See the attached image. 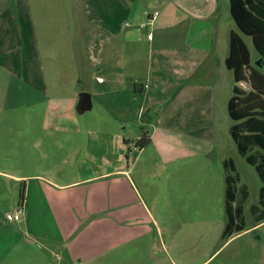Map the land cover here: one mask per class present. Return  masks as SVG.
Here are the masks:
<instances>
[{
  "label": "crops",
  "instance_id": "0c3cea01",
  "mask_svg": "<svg viewBox=\"0 0 264 264\" xmlns=\"http://www.w3.org/2000/svg\"><path fill=\"white\" fill-rule=\"evenodd\" d=\"M0 3V264H213L245 231L213 251L225 220L206 251L204 227L219 221L171 230L134 176H181L213 149L218 86L204 67L228 0ZM81 93L91 108L79 114ZM144 126L149 144L132 150Z\"/></svg>",
  "mask_w": 264,
  "mask_h": 264
},
{
  "label": "rangeland",
  "instance_id": "374dc122",
  "mask_svg": "<svg viewBox=\"0 0 264 264\" xmlns=\"http://www.w3.org/2000/svg\"><path fill=\"white\" fill-rule=\"evenodd\" d=\"M2 3H0V7ZM221 29L217 37V52L214 54V65L207 64L205 71L208 72L205 85L210 90L218 86L213 105V126L214 135L213 149L203 157V162H187L181 176L159 178H139L134 176L140 194L149 205L156 201L161 209L154 211L161 215L162 225L176 230L185 220L194 221L196 219L215 220L219 222L207 223L205 225L206 240L205 249L210 250L221 234L220 225L226 220L224 211V189H225V170L222 161L231 159L234 163L236 174L239 176L237 187L245 186L249 197L244 205L245 233L235 239L232 244L224 247L222 256L220 255L213 264L221 261L222 257L231 250L246 251L247 256L242 255V262L245 264H264V223L257 225L250 214V207L257 205L258 194L264 184L258 178L253 167L249 166L245 160L237 153L234 142L229 135V129L233 122L230 120L226 109V98L232 96L231 88L234 86L232 73L226 70L219 59L227 55L228 52V32H236L246 44L251 65L260 59L255 51L251 39L241 35L236 29L229 13L225 7L221 11ZM264 74V71H263ZM216 82V83H215ZM226 85V86H225ZM238 88L247 93L250 89L245 83L238 84ZM143 129L150 131L147 126ZM141 134V131H140ZM145 148V147H144ZM143 148V149H144ZM132 150L141 151L132 145ZM145 155L153 157L150 150H146ZM144 159V158H142ZM142 161L138 167H142ZM144 183V185L142 184ZM166 205V206H165ZM167 205H173V210H169ZM184 205H187L184 206ZM3 216L8 212L7 206L1 208ZM12 214V213H11ZM215 242L213 241V238ZM224 240L218 239L213 247V251L218 249ZM244 253V252H243Z\"/></svg>",
  "mask_w": 264,
  "mask_h": 264
},
{
  "label": "trees",
  "instance_id": "16d2710c",
  "mask_svg": "<svg viewBox=\"0 0 264 264\" xmlns=\"http://www.w3.org/2000/svg\"><path fill=\"white\" fill-rule=\"evenodd\" d=\"M230 17L238 32L251 39L259 58L264 63V0H228ZM225 68L233 75L234 87L227 103V114L233 122L229 135L237 153L254 168L264 184V74L263 70L251 65L249 50L242 38L234 31L229 34L228 56ZM249 86L247 93L238 84ZM148 133L143 130L141 139L135 144L143 149L149 144ZM225 170L224 211L225 226L222 240L245 231L244 205L249 194L239 184L232 160L223 162ZM23 188L20 201L23 200ZM250 214L256 224L264 222V186L260 188L257 205L250 207Z\"/></svg>",
  "mask_w": 264,
  "mask_h": 264
},
{
  "label": "water",
  "instance_id": "95a60500",
  "mask_svg": "<svg viewBox=\"0 0 264 264\" xmlns=\"http://www.w3.org/2000/svg\"><path fill=\"white\" fill-rule=\"evenodd\" d=\"M255 66L258 68V69H261L264 71V63L262 62L261 59H259L256 63H255ZM91 108V101H90V97L88 94L86 93H81L79 95V99H78V104H77V107H76V111L77 113L79 114H82L84 113L85 111H89Z\"/></svg>",
  "mask_w": 264,
  "mask_h": 264
},
{
  "label": "built area",
  "instance_id": "2783aa9c",
  "mask_svg": "<svg viewBox=\"0 0 264 264\" xmlns=\"http://www.w3.org/2000/svg\"><path fill=\"white\" fill-rule=\"evenodd\" d=\"M23 213H24L23 208L22 206L19 205L18 208L12 214L6 215V219L8 221H13V222L20 221L23 216Z\"/></svg>",
  "mask_w": 264,
  "mask_h": 264
}]
</instances>
